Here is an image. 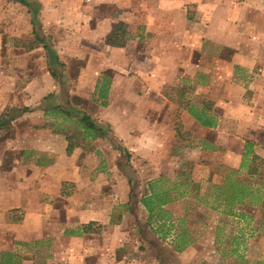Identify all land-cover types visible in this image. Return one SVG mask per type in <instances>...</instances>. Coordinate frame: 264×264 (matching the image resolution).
<instances>
[{
	"label": "crops",
	"instance_id": "0c3cea01",
	"mask_svg": "<svg viewBox=\"0 0 264 264\" xmlns=\"http://www.w3.org/2000/svg\"><path fill=\"white\" fill-rule=\"evenodd\" d=\"M35 1V28L19 3L0 9L11 39L0 35V114L27 109L0 140V255L47 242V264H215L199 234L184 230L180 252L166 243L178 234L174 196L162 206L174 229L159 257L124 255L146 239L147 215H135L166 165L218 158L230 144L239 154L245 142L264 160V0ZM55 106L106 136L84 135ZM70 128L79 136L68 155Z\"/></svg>",
	"mask_w": 264,
	"mask_h": 264
},
{
	"label": "rangeland",
	"instance_id": "374dc122",
	"mask_svg": "<svg viewBox=\"0 0 264 264\" xmlns=\"http://www.w3.org/2000/svg\"><path fill=\"white\" fill-rule=\"evenodd\" d=\"M12 2L14 0H1L0 9L9 11L12 7L16 10L24 7H15ZM1 23L0 27H2ZM0 35L2 36L1 40H11L5 33L4 27L0 28ZM9 56L7 49H1V57L8 58ZM33 56L37 57V54ZM24 79L25 77L23 81H25ZM23 81L18 84L21 85ZM1 84L0 89L5 87L3 83ZM4 93L9 92L5 90ZM8 109L17 108L8 107ZM68 131L74 138L79 136L77 128L76 130L70 128ZM9 133H1L0 140L7 137ZM239 149L240 146L230 144L226 146L224 154H220L218 158L210 156L204 160V158L194 156V161L191 163L168 164L165 166V171L169 176H162L159 183L164 189L172 190L171 197L177 198L176 193L183 194L176 201L178 203L174 209L177 217L180 218V222L177 224H181L184 230L199 234L198 242L202 246L203 253L208 254L215 264H217V259L220 261L219 264H242V261H246L248 264H264V163L257 167L258 174L256 176L247 175L252 164H249V159H245V165L240 167L243 151L241 150L238 154ZM3 150L4 146L0 143L1 155L4 153ZM7 153L5 152L4 155L7 159H11ZM256 156L262 159L260 156ZM179 175L182 176L179 177ZM237 181L249 187L251 192V196L245 198L244 203L230 207L216 199V194L211 188L213 185L224 187L226 182ZM11 216L20 219L22 213L14 210L11 212ZM234 216L237 219L233 220ZM145 217V211L136 212L135 218L140 219L139 223L144 224ZM143 228L139 225L138 234L141 231L142 233L146 232L144 225ZM145 238L144 242L128 243L127 250L130 255H124L126 261L130 259L131 254L134 256L136 252L144 253V255L154 254L151 249L154 244L150 234L145 235ZM147 240H150V243ZM166 243L169 244L168 241ZM14 244L15 254L20 257L21 264H47V259L51 258L50 243L19 241ZM124 250L118 248L117 254ZM117 258H119L118 255Z\"/></svg>",
	"mask_w": 264,
	"mask_h": 264
},
{
	"label": "trees",
	"instance_id": "16d2710c",
	"mask_svg": "<svg viewBox=\"0 0 264 264\" xmlns=\"http://www.w3.org/2000/svg\"><path fill=\"white\" fill-rule=\"evenodd\" d=\"M14 2L19 3L20 5L26 7L28 14H30L31 16L32 25L35 28L37 25V12L39 8L36 1L35 0H14ZM34 33H35V30H34ZM35 34H36V37H35L36 43L34 42V45L37 46V44L41 41L37 33ZM106 43L112 46L120 45V42H117L116 40H111L109 36L106 38ZM43 48L47 51L49 58L50 59L53 58L52 51L48 49V47L45 44L43 45ZM53 64L58 65V63L54 59H51L50 66ZM53 109L56 110L57 113L62 114L65 117H73V118L77 117V119H75L77 123V127L82 130V133L84 135H87V136L89 135L92 137L106 136L105 128L100 127V125L95 124L90 118L86 117L85 115L78 116L72 109L68 107L62 108L61 106H55ZM26 110L27 109L25 108L8 109V110L6 109L2 114H0V134L9 133L12 128V125H11L12 122L16 120L17 118H19L24 112H26ZM197 120L199 121V119ZM71 137L72 136L67 137L68 145L66 147V153L68 155L71 153V151L75 147L74 143L71 142ZM245 159L247 160L249 159V164H252L249 169V172H247V175L256 176L258 174L257 167L262 166L264 161L254 154L252 145L248 142H245V145L243 147L242 161H241L240 167H243L245 165L244 164ZM160 179L151 181L148 184L150 195L143 196L140 199V204L143 207L147 215L146 220H145L146 222L144 224V227L146 228V232L142 234L148 235V233L151 234L153 233L152 231H154V234L158 236L157 237L158 241L154 238L151 239L154 244L151 247L154 254L150 253L151 255L150 254L146 255V256H151V257H159L160 253H162L164 250L161 244L163 242H166L165 240L168 238V235L174 229L172 225V220L170 219V215H169L170 213L167 210L162 208L163 205L173 200V198H171L170 196L171 195L170 192L172 190L164 189L163 186L159 183L161 182ZM224 184H225L224 187L213 185L211 188L216 194V199L221 200L222 202L226 203L227 206L231 207L233 205H241L242 203H244L245 198H247L248 196H251L249 187L245 186L241 182H238V181L237 182H226ZM176 194H177L176 196L177 198L183 196L182 193H176ZM220 195L222 197H219ZM10 222L17 223V222H20V219L11 216ZM138 231H139V227H138ZM148 242L150 243V240ZM169 244L173 246L176 252H180L184 250V248H186L190 244V241L187 240L184 229L182 228L181 224L180 225L178 224V234L176 235V237L175 235L172 237V240ZM0 264H21V259L18 255L14 253H3L0 255Z\"/></svg>",
	"mask_w": 264,
	"mask_h": 264
}]
</instances>
